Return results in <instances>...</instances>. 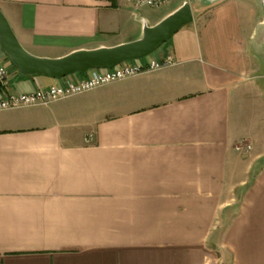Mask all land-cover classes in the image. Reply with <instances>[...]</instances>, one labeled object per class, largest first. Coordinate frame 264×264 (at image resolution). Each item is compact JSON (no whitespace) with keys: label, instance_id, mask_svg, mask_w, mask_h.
<instances>
[{"label":"crops","instance_id":"obj_1","mask_svg":"<svg viewBox=\"0 0 264 264\" xmlns=\"http://www.w3.org/2000/svg\"><path fill=\"white\" fill-rule=\"evenodd\" d=\"M185 4L193 22L138 60L170 66L0 112V264H264V0L0 9L30 54L57 59L136 41ZM0 60V98L92 75Z\"/></svg>","mask_w":264,"mask_h":264},{"label":"water","instance_id":"obj_2","mask_svg":"<svg viewBox=\"0 0 264 264\" xmlns=\"http://www.w3.org/2000/svg\"><path fill=\"white\" fill-rule=\"evenodd\" d=\"M192 22L190 6L185 4L156 26L145 27L142 37L136 41L111 48L79 50L62 58L48 59L30 54L21 45L0 9V48L23 75L62 79L76 73L112 69L127 61L144 59Z\"/></svg>","mask_w":264,"mask_h":264},{"label":"built area","instance_id":"obj_3","mask_svg":"<svg viewBox=\"0 0 264 264\" xmlns=\"http://www.w3.org/2000/svg\"><path fill=\"white\" fill-rule=\"evenodd\" d=\"M136 9L141 7L157 8L181 0H126ZM171 61L158 62L156 60L124 62L112 69H94L92 75L78 82H67L29 93L10 92L6 97L0 98V112L21 108L48 106L56 101L72 98L98 88L114 84L142 74L159 71L170 66ZM8 69L0 60V83L8 87ZM247 150L251 147L246 145Z\"/></svg>","mask_w":264,"mask_h":264},{"label":"rangeland","instance_id":"obj_4","mask_svg":"<svg viewBox=\"0 0 264 264\" xmlns=\"http://www.w3.org/2000/svg\"><path fill=\"white\" fill-rule=\"evenodd\" d=\"M0 50H1V48H0ZM2 51V50H1ZM3 52V51H2ZM4 53V52H3ZM5 54V53H4ZM10 60V59H9ZM10 62H11V60H10ZM12 63V62H11Z\"/></svg>","mask_w":264,"mask_h":264}]
</instances>
